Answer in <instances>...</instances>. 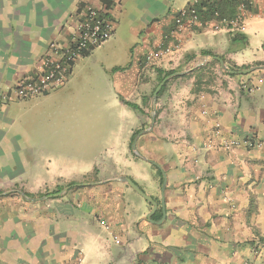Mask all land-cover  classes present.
Returning a JSON list of instances; mask_svg holds the SVG:
<instances>
[{
	"label": "crops",
	"instance_id": "1",
	"mask_svg": "<svg viewBox=\"0 0 264 264\" xmlns=\"http://www.w3.org/2000/svg\"><path fill=\"white\" fill-rule=\"evenodd\" d=\"M190 1L0 0V264H264V0L245 47L212 25L176 30ZM86 4L113 36L65 85L19 100ZM200 69L211 80L194 92ZM218 123L260 145L224 149ZM126 177L158 202L152 220Z\"/></svg>",
	"mask_w": 264,
	"mask_h": 264
},
{
	"label": "built area",
	"instance_id": "2",
	"mask_svg": "<svg viewBox=\"0 0 264 264\" xmlns=\"http://www.w3.org/2000/svg\"><path fill=\"white\" fill-rule=\"evenodd\" d=\"M199 1L191 0L185 8L176 12V30H194L208 25H212L214 30L226 29L230 33H241L246 29L245 21L249 13L246 0H235V12L231 17L222 16L219 11H215L210 18L200 15L198 12ZM113 34L114 23L108 10H101L91 4H86L78 13V19L68 43L53 42L49 45L47 53L41 59L39 72L27 76L17 83L16 97L19 100L41 97L65 85L77 60L108 41ZM159 54L161 53H152L150 58ZM215 128L214 134L221 138L222 147L226 150L234 149L242 144L249 148L260 145V142L254 138L223 137L219 123ZM102 224L109 228L106 222H102ZM116 241L120 242L119 239Z\"/></svg>",
	"mask_w": 264,
	"mask_h": 264
},
{
	"label": "trees",
	"instance_id": "3",
	"mask_svg": "<svg viewBox=\"0 0 264 264\" xmlns=\"http://www.w3.org/2000/svg\"><path fill=\"white\" fill-rule=\"evenodd\" d=\"M246 2L248 4V9L251 10L252 9L251 0H246ZM235 6H236L235 0H200L199 4L197 5V9H198V12L200 13V15L206 16L207 18H210L215 11H219L222 16L231 17L235 12ZM231 43L233 45H240L241 47H245L248 44V38L246 37L245 34L240 33V32L232 33L231 34ZM205 54H208V53H205ZM199 72H200V75L198 76V79L195 83L196 87L194 88V92L201 90V84H200L201 83V69L199 70ZM173 73H174V71H167L165 73H162V75L160 77V81H162L165 77H167ZM125 102L134 109L139 108L137 105H135L133 103H130L127 101H125ZM138 133H139V131L134 133V137L132 139V142L134 141V138ZM159 175L161 176V173ZM162 182H163V180L161 178V183ZM70 184H73V183H70ZM61 189H62V187L60 186V187H58V189L56 191H60ZM153 218L154 219L161 218V215H159V213H157L153 216Z\"/></svg>",
	"mask_w": 264,
	"mask_h": 264
},
{
	"label": "water",
	"instance_id": "4",
	"mask_svg": "<svg viewBox=\"0 0 264 264\" xmlns=\"http://www.w3.org/2000/svg\"><path fill=\"white\" fill-rule=\"evenodd\" d=\"M222 63L224 64V61L221 60ZM225 69H227L225 67ZM230 72H233V73H248L251 71V69H248V70H240V71H234V70H229ZM164 82L161 83V85L158 86V88L156 89L155 91V94H154V98L155 100L157 99L158 97V93L159 91L161 90L162 86H163ZM142 133H139L136 137H135V140H134V143H133V150L136 151V142H137V139L139 138V136L141 135ZM145 158V157H144ZM146 159V158H145ZM123 181L127 182L134 191H136L141 197H143L145 200H147L148 202H150L152 205H153V209L151 211V213L148 215V218L150 220H152V215L156 212V210L158 209V202L150 195H148L146 192H144L141 187L135 183L131 178L129 177H126L123 179ZM166 184H167V181L165 180L164 181V184H163V191L165 190L166 188ZM163 209L165 211V205L163 203Z\"/></svg>",
	"mask_w": 264,
	"mask_h": 264
},
{
	"label": "rangeland",
	"instance_id": "5",
	"mask_svg": "<svg viewBox=\"0 0 264 264\" xmlns=\"http://www.w3.org/2000/svg\"><path fill=\"white\" fill-rule=\"evenodd\" d=\"M209 72H211V69L210 70H208V73ZM210 74V73H209ZM209 74H207V73H203V74H201V83L202 84H208L209 82H210V78L208 77L209 76ZM200 74H198L197 75V79H198V76H199ZM196 79V80H197ZM202 87V86H201ZM91 136H92V133H91ZM50 165V164H49ZM52 165H50L49 167H51ZM64 168H68V169H70V170H72V171H80V169H82V168H85V164H81V163H74V164H66V165H62ZM70 182H77V181H70ZM141 198V197H140ZM104 227V226H103ZM105 229V228H104ZM107 231V230H106Z\"/></svg>",
	"mask_w": 264,
	"mask_h": 264
}]
</instances>
